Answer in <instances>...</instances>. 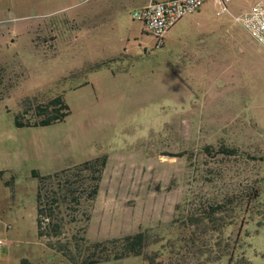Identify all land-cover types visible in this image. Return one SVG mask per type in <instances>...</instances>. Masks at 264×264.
<instances>
[{
    "label": "rangeland",
    "instance_id": "374dc122",
    "mask_svg": "<svg viewBox=\"0 0 264 264\" xmlns=\"http://www.w3.org/2000/svg\"><path fill=\"white\" fill-rule=\"evenodd\" d=\"M147 1L0 0V264H79L138 231L162 264H228L233 247L232 264H264V49L211 0L157 42L132 18ZM58 96L63 122L14 126L21 100ZM102 156L91 199L76 167ZM34 170L61 172L41 203L57 237L37 236ZM220 203L224 227L190 224Z\"/></svg>",
    "mask_w": 264,
    "mask_h": 264
},
{
    "label": "trees",
    "instance_id": "16d2710c",
    "mask_svg": "<svg viewBox=\"0 0 264 264\" xmlns=\"http://www.w3.org/2000/svg\"><path fill=\"white\" fill-rule=\"evenodd\" d=\"M3 69L0 68V85H1V73ZM69 108L64 103L61 97H55L47 100H40L38 98L23 99L20 102V110L14 115L13 123L16 128H35V127H47L56 123H61L69 115ZM209 149V148H206ZM222 153L228 155H234V149L221 148ZM107 165L106 156L98 157L93 160L85 161L76 167L78 172H84L90 174L93 177V183L90 187L88 196L93 199L98 193L99 182L101 175ZM63 172V171H62ZM61 173V172H60ZM59 172L41 176L37 171H32V178L37 180L36 190V229L37 236L39 238H52L57 237L60 234L61 227L59 224L53 223V204L57 201L54 199L50 200L48 206L41 205L43 198V189L45 181L54 179L59 176ZM54 193V191L52 192ZM57 195V193H55ZM255 198L258 195L254 194ZM223 204H215L209 206L204 218L194 217L190 219L192 223H204L205 227H210L214 232L221 228V221L223 217L217 216L219 212L224 209ZM229 217V222L226 224L227 227L231 226L230 221L232 216ZM44 220L49 221L44 224ZM223 225L222 227H224ZM237 243V242H236ZM51 245V244H49ZM150 246L149 235L146 231H138L135 234L125 235L118 238L108 239L101 242L88 243L85 245V258L81 260L79 264H97L106 263L111 260L119 261L129 257H141L143 264H162L161 256L158 252H152L149 254L147 248ZM234 247L230 250L228 257V264H232ZM58 252H62L63 256L72 263H78L75 257L70 252H63L61 248H58ZM239 260L236 264H248V261L244 258L243 253L238 257Z\"/></svg>",
    "mask_w": 264,
    "mask_h": 264
},
{
    "label": "built area",
    "instance_id": "2783aa9c",
    "mask_svg": "<svg viewBox=\"0 0 264 264\" xmlns=\"http://www.w3.org/2000/svg\"><path fill=\"white\" fill-rule=\"evenodd\" d=\"M210 0H149L135 11L132 18L143 25L146 34L157 42L184 16L197 12ZM220 7L217 16L228 14L249 36L264 49V0H255L248 11L233 15L228 4L233 0H211ZM0 240V246L2 245Z\"/></svg>",
    "mask_w": 264,
    "mask_h": 264
},
{
    "label": "crops",
    "instance_id": "0c3cea01",
    "mask_svg": "<svg viewBox=\"0 0 264 264\" xmlns=\"http://www.w3.org/2000/svg\"><path fill=\"white\" fill-rule=\"evenodd\" d=\"M254 1H255V0H253V2H254ZM148 2H149V0H148L145 4H143L142 6H140L139 8L145 6ZM252 4H253V3H252ZM139 8H138V9H139Z\"/></svg>",
    "mask_w": 264,
    "mask_h": 264
}]
</instances>
